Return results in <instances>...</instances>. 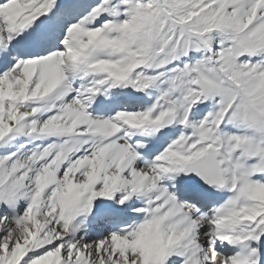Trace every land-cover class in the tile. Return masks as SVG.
<instances>
[{"label": "snow or ice", "instance_id": "snow-or-ice-1", "mask_svg": "<svg viewBox=\"0 0 264 264\" xmlns=\"http://www.w3.org/2000/svg\"><path fill=\"white\" fill-rule=\"evenodd\" d=\"M0 264H264V0H0Z\"/></svg>", "mask_w": 264, "mask_h": 264}]
</instances>
